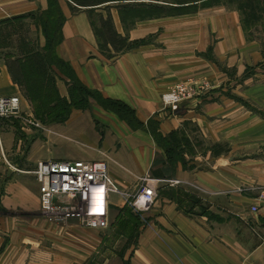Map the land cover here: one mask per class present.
I'll list each match as a JSON object with an SVG mask.
<instances>
[{"label":"crops","instance_id":"obj_1","mask_svg":"<svg viewBox=\"0 0 264 264\" xmlns=\"http://www.w3.org/2000/svg\"><path fill=\"white\" fill-rule=\"evenodd\" d=\"M57 1L65 17L57 57L87 89L128 106L145 125L157 121L164 138H180L176 150L184 161H174L148 130L131 128L96 99L89 98L84 108H73L66 119L42 129L27 126L33 110L0 54V97L18 96L26 115L0 120V204L39 211V186L28 175L40 161L55 160L50 157L54 147L64 148L68 142L73 147V142L79 146L70 160L106 161L115 183L130 195L137 193L142 178L160 181L155 203L142 215L125 198H114L115 209L130 212L121 220H135L139 228L127 262L107 259L99 264H264V203L258 200L264 188V71L255 70L261 78L255 83L245 77L264 56L260 45L247 39L239 13L218 6L131 22L124 17V6L140 2L80 7L71 0ZM167 1L143 2L175 7ZM109 6L116 8L110 9L113 27L127 46L110 44L105 54L93 16L106 18ZM48 8V0H0V40L7 27L22 23L38 39L33 17ZM39 44L43 48L46 40L40 38ZM6 49L2 51L7 54ZM59 76V96L70 102L69 78ZM187 79L208 89L176 114L165 110L161 96ZM190 126L211 145L227 149L188 156L184 141H193ZM114 210L112 226L118 214ZM34 223L31 232L23 224L0 219V264H91L93 253L104 245L94 234L88 244V231L73 221L56 226L39 218ZM69 236L84 237L80 241L85 246L72 245Z\"/></svg>","mask_w":264,"mask_h":264},{"label":"rangeland","instance_id":"obj_2","mask_svg":"<svg viewBox=\"0 0 264 264\" xmlns=\"http://www.w3.org/2000/svg\"><path fill=\"white\" fill-rule=\"evenodd\" d=\"M97 1H100V0H83V1H78V3L93 4ZM169 2L171 1L168 0L167 3ZM240 3L241 2H238V1L229 2L228 0H223L222 3H219L217 4V6H214V7H218V6L225 7L229 10H234L237 13H239L241 25H242V28L245 32L247 39L258 43L260 45V50L264 56V4H262L261 8L258 10L259 18L256 19L255 21L254 19L252 20V18L250 17V13H252L250 10H243L244 13L238 10V8L240 7ZM112 6L106 7L107 9L109 8V11H107L106 13L107 14L106 18L103 17L101 14L93 16V25L99 36V47L101 51L105 52V54H106V51H108V45L110 44L111 46H114L118 49L121 47L127 46L126 41L118 38L117 33L115 32V29L113 27L112 18L110 16V11H111L110 9L114 8ZM241 7L243 8L244 6H241ZM210 8H213V7H210ZM202 9H206V8H202ZM56 10H57V7L55 8L53 7L50 10V13L46 12L48 13V14L45 13L46 15L39 13L37 14V17L35 16L33 17L34 22H36L35 24L39 26L40 35L38 39L34 33L35 30L34 31L31 30L28 24L22 23V24H18V26L7 27V29L4 30L5 32L2 35V39L0 40V46H1L0 54L8 56V54L10 53L12 55L15 54V56H19V55L21 56L23 53L33 54L34 52H39V53L44 52L47 41L43 48H41L39 44L40 38H44L46 40L44 28L41 22L43 18L45 19L49 16V14H51L50 15V17L52 18L51 22H52L53 27L56 29L61 24V17L56 13ZM14 35L16 36L18 35L17 36L18 38H14ZM3 46L7 48L6 49L7 54L4 51L5 49L2 51ZM25 60L26 59H24V61ZM39 60L40 58L37 59V56H36L34 57V59L26 63V67L28 68L26 72H24L22 69L20 70L19 68L16 69V66L14 67V71L18 75L17 78H20V80L22 81L21 89L23 90V95L25 99L29 102L33 110V116H30L29 118H27V120H25L26 122L25 124L27 126L30 125L33 127L34 125L32 124L34 122L39 123L41 127H43L44 125H46L47 118L40 119L39 117H43L42 115H39V117H37L35 107H36V104H38L39 102L31 101L33 99H31V96H30L31 93L29 92V89L33 90L32 91L33 94L40 95L41 97H45L47 95L52 94L51 91H53V84L55 83L57 87L58 79H61L58 73L59 72L58 69L64 71V69L61 68V66L60 67L58 66L55 68L56 71L52 72L51 70L47 69L45 65H43V62ZM256 69H260L264 71V62L258 67L257 66L249 67L247 69L245 77H248L249 79H253L249 82V84L255 83L257 80L256 78H258L255 76L257 74L255 71ZM260 79L261 78H258V80ZM188 80L195 81L194 79H187L182 82H185ZM69 84L73 85L70 80H69ZM39 88L41 91H39ZM44 94H47V95H44ZM90 99H95V98L91 97ZM44 105L45 104L41 105L40 108L41 109L44 108L45 107ZM115 108L118 109V107H115ZM42 110L44 111V109ZM20 113H22L21 110H20ZM23 116L26 117L25 114ZM125 116L130 117V115L127 113L125 114ZM13 117H16V116H13ZM188 130L193 135L192 136L193 141H189V144H188V141H184V142L187 143V146H188L185 152L190 157H194L197 154V151L204 152L205 150H211L214 154H218L219 152H223L227 149V146L223 144L214 145V146L211 145L207 140L203 139V137L199 133V130L195 128V126H190ZM181 142L183 141H181L180 138L176 139L174 137L172 141L167 140L165 143L166 145H170L173 148H175L176 144L181 143ZM69 144L70 142H68V144L65 147L67 148L66 149L67 151H70V154L67 153V151L65 150V147L63 148V146H58V147H54V150L52 151L50 157L55 160H65V161L70 160V156H72L74 151H77L75 148L79 145L74 144L72 142L73 147H71L69 146ZM255 156H256L255 154L248 155L247 158H253ZM172 157L174 161H179V160L184 161L181 153H178L177 150H176V153H174ZM28 176H30L32 179L35 178L33 173ZM24 177H27V175H25ZM118 211L120 210L118 209L114 210V214L116 212L118 213L117 218L115 220L114 225L112 226L111 224L110 228L106 231L90 230V229L80 226L79 223L74 222V224L77 225L78 229L82 228L88 231L89 234L87 235V237H85L88 244H90V241H91V238L89 236L92 234L99 235L104 240V245L100 248L99 253L98 254L95 252L93 253V257L91 258V261H92L91 264H99L101 261L103 262L104 260H107V259H110V260L117 259L116 261H119V262L120 261L127 262L128 255H129V248L134 243L136 232L139 226L135 220L130 221V222L129 220H124V221L121 220L122 218L121 215L125 214L126 216V214L127 215L130 214L129 210L128 211L125 210L123 214H121V211L120 212ZM2 218L5 219V221H9V222L15 221L17 223L23 224L25 225L27 229L31 230V232H32V227L35 225L34 223L35 220L39 218L41 219L44 218L47 221V223L51 225V223L45 218V215L42 213L41 205H40L39 211H30L26 209L24 210L9 209L8 207H5L3 204L2 205L0 204V219ZM68 239L69 240L71 239L72 241L71 244L74 246H76V244H78L77 246L84 245L80 241V239L83 240L84 237L69 236ZM43 240H44L43 242L46 241L45 238ZM88 249L90 250L92 248L88 247ZM77 250H79V248H77Z\"/></svg>","mask_w":264,"mask_h":264},{"label":"built area","instance_id":"obj_3","mask_svg":"<svg viewBox=\"0 0 264 264\" xmlns=\"http://www.w3.org/2000/svg\"><path fill=\"white\" fill-rule=\"evenodd\" d=\"M207 89V84L193 80L177 83L161 96L163 108L176 114L183 105ZM20 103L18 96L0 97V120L17 116ZM32 125L43 128L39 123ZM32 173L39 186L42 213L51 224L62 226L73 221L95 231L110 228L116 196L125 198L135 214L142 215L149 210L157 199V184L160 182L142 178L137 193L130 195L115 183L106 161H40ZM258 200L264 203V188ZM251 210L257 212L258 207L253 206Z\"/></svg>","mask_w":264,"mask_h":264},{"label":"trees","instance_id":"obj_4","mask_svg":"<svg viewBox=\"0 0 264 264\" xmlns=\"http://www.w3.org/2000/svg\"><path fill=\"white\" fill-rule=\"evenodd\" d=\"M77 6L80 7H90V6H96L104 3L109 2H120L125 0H100L93 4L88 3H78V1L83 0H71ZM134 2H140V4L135 6H124L125 14L124 17L126 20H130L133 22L136 19H147V18H156L161 16H175V15H181V14H188V13H195L198 10L202 8H210L217 6V4L222 3L223 0H170L169 2L174 6L170 7H157L154 5H148L145 4L143 1L145 0H129ZM229 2H241L240 7L238 8L239 11L243 12V10H250L252 13H250V17L252 20L259 18L258 16V10L261 8L262 4H264V0H228ZM49 2V8L47 11L42 12L43 15H46L50 10L54 7H57L56 13L61 17V24L55 29L52 25V18L50 17L51 14L47 18L42 19V26L44 28V33L46 36V47L44 52H34L33 54L29 53H23L21 57H16L13 59V56L15 55L8 54L6 56L7 62L9 65V69L12 73L13 79L19 86L22 87V81L20 78H17L18 75L14 71V67L16 66V69H22L24 72L27 71L26 63H28L30 60L34 59V57L37 56V59L40 58L39 61L43 62V65L46 66L47 69L51 70L52 72H55L56 67H60L64 69V71L59 70L58 73L64 74L69 80L72 82L73 85L69 84V97L70 102L67 100L62 99L59 96L57 87L55 83L53 84V91H51L52 94L47 95L45 97H41L40 95H35L32 93L33 90L29 89V95L31 96V101L39 102L36 104L35 110L36 115L39 117V115H42L43 117H39L40 119L47 118L46 124H48L51 121H59L64 120L67 118L69 113L73 108H84L87 105L89 98H95L96 101L106 110L112 111L116 113L122 121H125L131 128L133 129H146L148 130L153 137L155 138L156 142L163 147L169 155L173 156L174 153H176V147L173 148L170 145H166V141H172L174 137L171 136L170 139L164 138L159 132H158V122L155 120H150L146 125L142 122H140L136 117L132 109H130L128 106L124 105L120 102H114L111 100H105L103 97L98 94L97 92L91 91L87 89L84 85L80 83L78 78L76 77L74 71L71 69V67L60 60L56 55V47L59 45V43L62 40V32L61 28L65 21V17L63 13L61 12L59 3L57 0H48ZM241 6H244L243 8ZM55 10V9H54ZM46 13V14H45ZM11 58V59H10ZM24 59H26L24 61ZM13 60V61H11ZM39 91L40 88H39ZM50 93V92H49ZM95 95V96H94ZM41 102V103H40ZM45 104L42 108L44 111L40 108L41 105ZM115 107H118L115 108ZM123 110V112H122ZM129 114V116H125V114Z\"/></svg>","mask_w":264,"mask_h":264}]
</instances>
